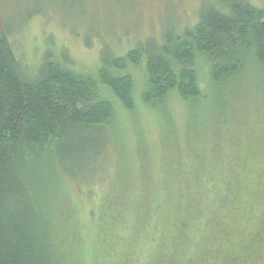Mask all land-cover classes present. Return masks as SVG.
<instances>
[{
  "label": "trees",
  "instance_id": "1",
  "mask_svg": "<svg viewBox=\"0 0 264 264\" xmlns=\"http://www.w3.org/2000/svg\"><path fill=\"white\" fill-rule=\"evenodd\" d=\"M143 60L145 103L165 112L176 93L190 114L210 102L222 108L240 82L264 83V7L210 3L192 27L170 29L122 56L102 54L94 73L52 50L27 71L0 31V264H264V141L236 136L227 158L218 140L211 156L192 159L190 173L168 183L174 190L153 204L156 212L148 203L130 215L124 207L104 211L93 257L67 229L58 190L74 183L92 199L103 184L119 108L136 106L127 67Z\"/></svg>",
  "mask_w": 264,
  "mask_h": 264
},
{
  "label": "rangeland",
  "instance_id": "2",
  "mask_svg": "<svg viewBox=\"0 0 264 264\" xmlns=\"http://www.w3.org/2000/svg\"><path fill=\"white\" fill-rule=\"evenodd\" d=\"M251 1L264 7V0ZM216 2L220 0H0V31L9 36L27 71L36 67L46 50H52L56 55L67 53L75 67L94 73L102 54L122 56L140 42L161 39L170 29L180 32L192 27L202 8ZM198 67L206 80L207 66ZM127 69L134 81L136 106L119 108L114 123L117 144L102 175L103 184L93 189L92 199L80 195L74 183L58 190L60 198L66 199L64 223L84 239L88 257L96 253L98 218L104 211L110 215L124 207L130 215L131 207L148 203L156 212L153 204L174 190L167 184L188 175L192 159L198 160L202 152L211 156L214 142L219 140L223 150L229 149L223 151L227 158L231 136L238 141H264V83L257 82L258 77L240 82L233 94H227L222 108L210 102L190 114L187 102L176 93L167 98L165 112L145 103L141 99L144 60L130 63ZM259 74L263 79L264 70ZM229 175L226 169L223 179ZM186 185L187 180L181 181L179 189ZM203 187L207 193V185ZM124 225L131 227V223Z\"/></svg>",
  "mask_w": 264,
  "mask_h": 264
}]
</instances>
